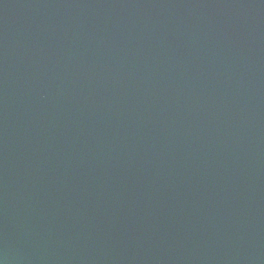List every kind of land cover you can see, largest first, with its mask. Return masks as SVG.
Listing matches in <instances>:
<instances>
[{
    "label": "water",
    "instance_id": "water-1",
    "mask_svg": "<svg viewBox=\"0 0 264 264\" xmlns=\"http://www.w3.org/2000/svg\"><path fill=\"white\" fill-rule=\"evenodd\" d=\"M0 264H264V0H0Z\"/></svg>",
    "mask_w": 264,
    "mask_h": 264
}]
</instances>
